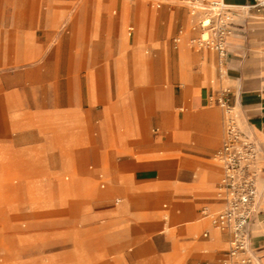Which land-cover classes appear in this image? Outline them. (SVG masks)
<instances>
[{"label": "crops", "instance_id": "obj_1", "mask_svg": "<svg viewBox=\"0 0 264 264\" xmlns=\"http://www.w3.org/2000/svg\"><path fill=\"white\" fill-rule=\"evenodd\" d=\"M224 1L235 9L223 77L216 52L174 48L177 21L194 24L185 6L154 10L144 1L139 7L138 1L42 0L44 7L11 9L9 24L23 31L25 58L45 53L44 61L56 65L38 71L51 79L39 97H14L0 88V131L16 132L0 135V182L20 183L18 159L45 172L49 158H61L58 175L45 172L47 178L27 181L40 195L32 212L52 218L71 198L83 196L96 176L106 187L103 172L86 169L93 152L109 162L111 174L110 185L92 194L81 217L93 237H102L100 250H88L75 234L65 254L38 252L20 264H186L193 254L221 264L230 235L202 213L223 205L218 191L223 166L215 159L224 141L223 112L211 103L221 87L231 89L239 126L259 146V201L249 234L264 264V15L244 7L254 0ZM115 5L118 16L111 12ZM134 26L137 32L130 30ZM70 157L77 158L74 167ZM64 173L75 177L66 181ZM161 199H169L173 210L164 203L163 221L146 219L139 206L159 212ZM157 232H170L169 248L146 251L145 241ZM177 235L188 239L178 244Z\"/></svg>", "mask_w": 264, "mask_h": 264}, {"label": "rangeland", "instance_id": "obj_2", "mask_svg": "<svg viewBox=\"0 0 264 264\" xmlns=\"http://www.w3.org/2000/svg\"><path fill=\"white\" fill-rule=\"evenodd\" d=\"M93 1V0H92ZM129 3L138 1L139 7L144 1L151 5L155 10L157 8V0H122ZM28 5L44 7L47 4L42 0H0V88L3 93H13L14 97L23 96L30 99L39 97L41 87L43 84L51 80L49 77H43L40 72L45 66H55L56 63H46L44 61L45 53L38 58H25L26 50L28 47L22 41V30L18 28H12L9 24V19L13 16L11 9L15 7H25ZM164 5L183 6L177 2H166ZM140 9V8H139ZM188 9V8H187ZM116 11L118 16L120 13V7L115 5L112 7L111 12ZM189 11V10H188ZM19 16L22 14H18ZM131 18V13H130ZM179 20V19H178ZM161 22H164V18ZM178 22V31L172 36V44L174 48L182 49L183 47H190L195 50H201L192 43V39L198 37V32L193 29L190 24L188 27L181 26V21ZM132 25L131 23L129 24ZM130 30L137 32V27H130ZM182 31V34H180ZM179 37V42H174V38ZM208 50V49H205ZM150 50L148 49L147 52ZM212 105H215L214 100ZM0 135H16V132L0 131ZM219 149V148H218ZM73 153V152H72ZM3 162H7L10 159H2ZM70 164L74 167L78 164L77 158H68ZM22 161V160H21ZM18 159V166L15 168L20 177V183L11 187L5 182H0V200L4 201L0 204V264H20L19 260L33 257L38 252H46L48 256H57L65 254L73 246L72 236H82L88 250H91V246L100 250L103 246L102 237L100 235H91V227L87 223H83L81 217L84 205L89 208V203L92 199V194L99 190H104L110 184V164L109 162H101L97 152H93V156L86 161V169L90 174L104 173L105 188H101L102 181L96 176L94 183L90 184L85 190L83 196H74L69 203L58 211L52 218L41 217L35 215L30 208H39L35 199L40 197L35 190L27 185V181L34 183L35 180L41 178H47L49 174L58 175L62 170V161L59 157L49 158L46 163V171L41 168V165H27L21 163ZM27 163V162H26ZM90 165H94L95 169H90ZM85 176V177H84ZM83 178H87L88 175H84ZM63 179L69 177L70 181L75 177L72 173H64L61 175ZM56 178V177H54ZM67 181V180H66ZM72 191V188H71ZM53 196L55 192L51 193ZM33 201V202H32ZM30 202V206L28 204ZM32 203H34L32 205ZM168 203L167 211H171L174 208L173 203L169 199H161L157 204L159 212L150 208L149 204H143L139 206L141 214L146 219H159L163 221V215L166 210L163 209V204ZM208 226V225H206ZM185 227V226H184ZM171 231L175 229V226L169 227ZM182 228V227H181ZM203 229V228H202ZM202 229L196 230L194 236L199 235ZM170 232H157L151 234L145 241V248L148 252L153 251H165L169 248L168 234ZM41 234H47L49 237L46 240L35 239L36 236ZM52 238V239H51ZM192 238H194L192 236ZM187 236L177 235L176 241L185 243ZM48 241H57L55 243H45ZM180 243V244H181ZM33 246V247H32ZM32 249L30 250V248ZM97 247V248H96ZM41 250V251H40ZM221 257H217L219 261ZM207 264L203 258L197 254H193L192 257L186 262V264ZM95 264H102L96 262Z\"/></svg>", "mask_w": 264, "mask_h": 264}, {"label": "built area", "instance_id": "obj_3", "mask_svg": "<svg viewBox=\"0 0 264 264\" xmlns=\"http://www.w3.org/2000/svg\"><path fill=\"white\" fill-rule=\"evenodd\" d=\"M157 6L166 2H177L187 7L194 19L193 29L198 37L192 43L199 49H208L218 55V73L221 77L228 72V39L233 33L235 6L224 0H157ZM264 15V0H254L244 6ZM182 34V31H180ZM207 34V38L203 35ZM179 37L174 42H179ZM232 91L221 87L212 97L215 105L223 112L224 141L215 154L223 166V175L218 183L222 207L211 211L204 207L202 213L212 227L230 235V247L221 264H260L250 245L249 224L259 201V146L254 138L240 128L235 106L231 102ZM208 232L204 236H208Z\"/></svg>", "mask_w": 264, "mask_h": 264}, {"label": "bare ground", "instance_id": "obj_4", "mask_svg": "<svg viewBox=\"0 0 264 264\" xmlns=\"http://www.w3.org/2000/svg\"><path fill=\"white\" fill-rule=\"evenodd\" d=\"M203 37H204V38H207V34H204Z\"/></svg>", "mask_w": 264, "mask_h": 264}]
</instances>
